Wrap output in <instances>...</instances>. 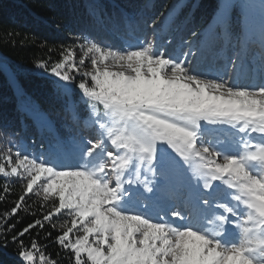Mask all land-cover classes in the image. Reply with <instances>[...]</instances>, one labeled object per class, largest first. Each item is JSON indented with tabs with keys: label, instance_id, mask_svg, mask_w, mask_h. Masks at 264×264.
Segmentation results:
<instances>
[{
	"label": "snow or ice",
	"instance_id": "1",
	"mask_svg": "<svg viewBox=\"0 0 264 264\" xmlns=\"http://www.w3.org/2000/svg\"><path fill=\"white\" fill-rule=\"evenodd\" d=\"M232 7L224 0L222 20ZM157 19L138 45L85 39L78 64L71 47L50 68L38 62L65 94L75 84L95 135L38 156H4L0 176L18 178L24 191L0 213V246L11 234L20 264H60L36 238L24 244L46 225L63 229L53 242L73 264H264V68L253 83L251 66L237 60L213 75L191 51L166 54ZM210 125L238 138L225 147ZM29 194L58 203L17 230ZM61 213L68 219L54 223Z\"/></svg>",
	"mask_w": 264,
	"mask_h": 264
},
{
	"label": "trees",
	"instance_id": "2",
	"mask_svg": "<svg viewBox=\"0 0 264 264\" xmlns=\"http://www.w3.org/2000/svg\"><path fill=\"white\" fill-rule=\"evenodd\" d=\"M177 5H181L180 11L172 18L168 32L160 35V42L166 43L168 53L184 52L193 44L198 49L195 59L211 74L218 69L222 71L230 59L242 62L243 54L237 53L241 43L240 19L202 37L220 8V0H0V163H6L4 156L8 154L15 158L22 140L29 145L34 143L38 150L46 144L50 146L54 139L64 144L74 138L83 140L94 136L89 131L92 127L85 128L89 109L80 97L72 94L76 106L71 111L70 98L58 87V78L37 67L38 62L45 61L50 68L54 62H59L61 52L67 55L64 49L71 47L78 64L83 57L79 45L84 43L85 35L115 48L124 46L123 40L129 35L146 40L153 34L151 21L158 18L155 30L161 27L165 15ZM193 32L197 35L193 36ZM255 48L253 45L245 50L248 67L257 60ZM80 79L78 76L75 83ZM27 108L48 119L47 137L44 126L28 116ZM5 184L11 189L9 193L2 192ZM23 191L18 178L5 180L0 176V195L6 197L0 201V213L10 210ZM25 203L29 206L28 212H35L36 216L21 210L16 218L20 221L17 230L40 218L58 201L52 198L45 202L42 194H29ZM64 219L68 217L61 213L53 222L60 223ZM58 231L63 229L53 230L46 225L43 230L37 228L26 234L23 241L27 245L30 239L36 238L40 244L47 245L48 253L54 257L60 254L56 257L60 264H73L70 254L53 242ZM46 232H52V237H46ZM17 252L18 247L11 242L9 234L7 245L0 246V264H20Z\"/></svg>",
	"mask_w": 264,
	"mask_h": 264
},
{
	"label": "rangeland",
	"instance_id": "3",
	"mask_svg": "<svg viewBox=\"0 0 264 264\" xmlns=\"http://www.w3.org/2000/svg\"><path fill=\"white\" fill-rule=\"evenodd\" d=\"M229 2L233 5L232 8L229 9L228 14H227V19L222 20L220 18L221 15V5L224 3V0H220V8L218 12L215 14L214 18L208 23L207 27L204 29L202 37H205L207 35V32L211 31L212 29L218 28V29H223L229 22H233L234 24L239 21L240 19V45L237 47V53L244 52V49L241 50V44L243 43V40L245 41V44L248 46H257V50L255 51V54L257 57H263L262 59L264 60V0H229ZM181 5H177L176 7H173L169 10L168 14L165 15L161 27L157 28L155 30V40L158 45L163 46V48L167 52L166 49V43H161L160 42V35L162 32L166 31L168 32V27L170 26V22L172 18L176 16V14L180 11ZM167 29V30H166ZM149 38V37H147ZM85 39L93 41L90 36L85 35ZM126 45L122 46H128V45H138V43H132L129 40H123ZM144 41V39L141 38L140 42ZM140 44V43H139ZM103 46H111V44H101ZM121 47V48H122ZM115 48V47H114ZM191 51L194 54V57L196 58L198 49L195 45H189L187 46V49L184 51V53ZM83 55V53H82ZM90 57L91 54H89V57L85 60V67L86 68H91L90 64ZM79 83V82H78ZM77 83V84H78ZM62 90V89H61ZM63 93H65L62 90ZM72 94L78 95L80 97V100L82 103L83 100L81 99V95L79 90L75 87V84L72 85V90L68 95L69 99V104L68 107L70 108L71 111H74L73 109L75 108V100L71 99ZM85 104V103H84ZM87 107V106H86ZM90 111V110H89ZM36 119H40L41 123H43V120L46 121V117L43 116L40 113L35 114ZM48 122V119H47ZM89 124L88 118L85 120V128H88L90 126H87ZM46 127V126H45ZM211 131H210V136L213 138L215 141H221L223 142L224 146L227 147V145L233 141L234 138H238V133H236L235 129L230 128L227 125H217V126H208ZM46 137L47 133H49V129L46 127ZM89 131H92L95 135L94 128L90 129ZM93 136H87L84 137L83 140L85 139H90ZM82 141V138H74L73 140H68L66 143L62 144L60 141L54 139L51 143L50 146L44 145L41 146L38 150L35 148L33 145H29L25 140H22L21 146H19L15 152V154L20 151L24 152L26 154H32V155H40L41 153H47L50 149L54 147H58L60 145H64L68 148H72L75 144L79 143ZM231 151V149H229ZM219 162H222V158H217ZM214 184H217L221 187H224L221 185L220 181H214ZM230 191V190H229ZM148 195V194H146Z\"/></svg>",
	"mask_w": 264,
	"mask_h": 264
},
{
	"label": "bare ground",
	"instance_id": "4",
	"mask_svg": "<svg viewBox=\"0 0 264 264\" xmlns=\"http://www.w3.org/2000/svg\"><path fill=\"white\" fill-rule=\"evenodd\" d=\"M223 186V185H222Z\"/></svg>",
	"mask_w": 264,
	"mask_h": 264
}]
</instances>
